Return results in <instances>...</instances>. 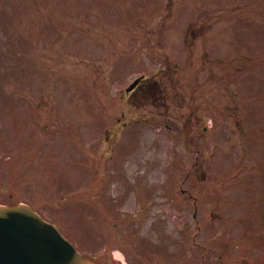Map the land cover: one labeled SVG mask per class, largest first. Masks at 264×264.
I'll return each instance as SVG.
<instances>
[{
  "label": "rangeland",
  "instance_id": "rangeland-1",
  "mask_svg": "<svg viewBox=\"0 0 264 264\" xmlns=\"http://www.w3.org/2000/svg\"><path fill=\"white\" fill-rule=\"evenodd\" d=\"M9 192L100 263L264 264V0H0Z\"/></svg>",
  "mask_w": 264,
  "mask_h": 264
},
{
  "label": "water",
  "instance_id": "water-1",
  "mask_svg": "<svg viewBox=\"0 0 264 264\" xmlns=\"http://www.w3.org/2000/svg\"><path fill=\"white\" fill-rule=\"evenodd\" d=\"M132 87V85H131ZM0 264H94L30 207L0 205Z\"/></svg>",
  "mask_w": 264,
  "mask_h": 264
}]
</instances>
